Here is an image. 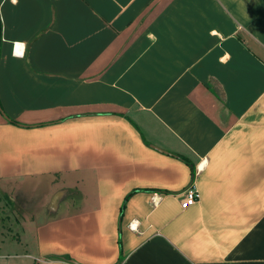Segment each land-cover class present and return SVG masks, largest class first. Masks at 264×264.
<instances>
[{
	"label": "crops",
	"instance_id": "obj_1",
	"mask_svg": "<svg viewBox=\"0 0 264 264\" xmlns=\"http://www.w3.org/2000/svg\"><path fill=\"white\" fill-rule=\"evenodd\" d=\"M0 21V264H264V0Z\"/></svg>",
	"mask_w": 264,
	"mask_h": 264
},
{
	"label": "built area",
	"instance_id": "obj_2",
	"mask_svg": "<svg viewBox=\"0 0 264 264\" xmlns=\"http://www.w3.org/2000/svg\"><path fill=\"white\" fill-rule=\"evenodd\" d=\"M16 47H17V44H16ZM199 200H200V192L197 186L194 183H192L191 186L188 187L183 193V198L181 200L182 210H187L193 207L199 202Z\"/></svg>",
	"mask_w": 264,
	"mask_h": 264
},
{
	"label": "rangeland",
	"instance_id": "obj_3",
	"mask_svg": "<svg viewBox=\"0 0 264 264\" xmlns=\"http://www.w3.org/2000/svg\"><path fill=\"white\" fill-rule=\"evenodd\" d=\"M4 208H0V223H3V222H5V220H6V216H2V213H3V210Z\"/></svg>",
	"mask_w": 264,
	"mask_h": 264
},
{
	"label": "trees",
	"instance_id": "obj_4",
	"mask_svg": "<svg viewBox=\"0 0 264 264\" xmlns=\"http://www.w3.org/2000/svg\"><path fill=\"white\" fill-rule=\"evenodd\" d=\"M0 39H1V21H0ZM10 122H11V121H10ZM185 161H186L187 163L191 164L189 160L185 159ZM192 170H193V173H194V168H193V166H192Z\"/></svg>",
	"mask_w": 264,
	"mask_h": 264
}]
</instances>
